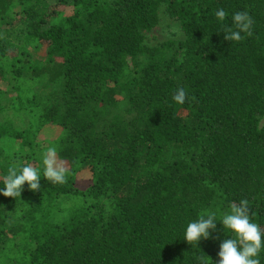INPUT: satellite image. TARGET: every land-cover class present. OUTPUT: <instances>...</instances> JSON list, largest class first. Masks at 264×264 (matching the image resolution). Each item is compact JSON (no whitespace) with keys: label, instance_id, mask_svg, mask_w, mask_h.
Returning a JSON list of instances; mask_svg holds the SVG:
<instances>
[{"label":"trees","instance_id":"obj_1","mask_svg":"<svg viewBox=\"0 0 264 264\" xmlns=\"http://www.w3.org/2000/svg\"><path fill=\"white\" fill-rule=\"evenodd\" d=\"M164 5L185 38L149 47ZM236 11L251 34L228 41ZM4 19L22 34L0 27V178L31 165L40 187L0 194V264H216L243 199L264 230V0H0ZM40 43L52 67L37 72ZM45 127L61 141L42 147ZM49 147L62 184L43 175ZM206 212L216 229L188 242Z\"/></svg>","mask_w":264,"mask_h":264},{"label":"clouds","instance_id":"obj_2","mask_svg":"<svg viewBox=\"0 0 264 264\" xmlns=\"http://www.w3.org/2000/svg\"><path fill=\"white\" fill-rule=\"evenodd\" d=\"M218 21H224L228 13L219 8L214 13ZM232 26L227 28L224 38L228 41H240L241 33L251 34L252 17L247 11H236L231 16ZM177 104H183L186 91L183 87L177 88L171 97ZM44 177L52 183L66 181L65 168L56 161V148L49 147L43 154ZM29 189L37 190L40 187V173L31 165L12 166L5 176L0 178V194L6 197L21 195L25 183ZM249 201L243 199L238 205L233 204L231 210L220 217L223 230L227 229L231 235L224 238L217 253L219 259L216 264H260V253L264 249V230L251 219ZM217 227L215 212H206L197 219L190 221L184 230V239L188 242H198L210 236V229ZM211 259V258H210ZM206 264V262H201Z\"/></svg>","mask_w":264,"mask_h":264},{"label":"rangeland","instance_id":"obj_3","mask_svg":"<svg viewBox=\"0 0 264 264\" xmlns=\"http://www.w3.org/2000/svg\"><path fill=\"white\" fill-rule=\"evenodd\" d=\"M166 5L161 7L160 10V22L158 26L153 29L151 32L147 33L145 36V43L149 47H157L163 43L168 41H182L184 40V32L182 30L181 24L174 18L170 17L167 13ZM7 20H3L0 22V27L3 30L7 31V36L15 43H19L21 40L20 34L21 29L19 27H14L11 29L10 26L7 25ZM29 54L27 55L26 59H29L32 62L33 68L40 72L42 70L48 69L52 67V65L48 61V47L46 44L40 43L36 45H29L28 46ZM30 77V75H29ZM42 82V92H50L52 87L50 86L49 82V75L48 73H42L41 78ZM4 88L10 89L8 82L4 83ZM22 126L25 128L29 126V122L23 121L21 123ZM262 125H264V119L262 120ZM62 134H60L59 129H51L50 127H45L42 132L38 135V139L41 142L42 147L49 146V140H57L58 142L62 139ZM53 141V142H54ZM87 173V172H86ZM84 174V173H82Z\"/></svg>","mask_w":264,"mask_h":264}]
</instances>
